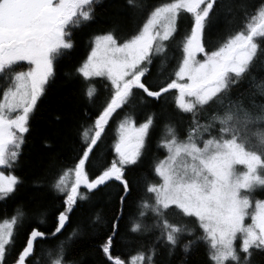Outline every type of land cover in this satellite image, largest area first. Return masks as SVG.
<instances>
[{"label":"snow or ice","instance_id":"6c2138e0","mask_svg":"<svg viewBox=\"0 0 264 264\" xmlns=\"http://www.w3.org/2000/svg\"><path fill=\"white\" fill-rule=\"evenodd\" d=\"M95 2L0 0V81L10 85L0 95V167L11 168L17 160L24 142L23 134L29 131V117L54 75L53 61L64 50L73 47L70 29L92 19ZM216 3L217 0H171L156 7L139 33L125 42L119 43L111 33L95 38V47L78 72L85 78L106 76L114 86V95L95 120L93 129L83 131L86 147L78 164L65 171L54 185L66 194V210L60 213L53 236L64 228L77 199H87L80 192L82 185L87 190H94L115 179L127 192L128 182L123 170L140 158L153 126L151 116L139 127L131 117L121 122L119 141L115 144L119 159L95 179L89 180L85 165L112 114L125 105L131 106L133 89H141L156 99L177 89V107L195 117L197 110L205 106H224L232 88L250 75L258 51L264 55V47L257 42L264 38V6L246 23L245 30L229 37L217 50L206 51L204 30ZM182 12L194 17V26L182 43L184 57L175 73L176 79L158 91H152L142 82V77L148 71L147 65L151 64L153 55L163 53L164 42L174 37ZM198 54H203L202 61L197 59ZM21 62H27L30 69L14 72ZM185 79L187 82H178ZM258 87L264 90V85ZM95 94V88L90 86L86 95L91 99ZM252 123L247 113L229 103L222 115L212 117L209 125H201L194 119V126L184 140L178 139L175 128L166 126L169 139L162 141L161 147L168 155L155 167L162 183L147 187L146 191L154 194V203L144 202L140 215L154 214L155 226L161 229L162 237L170 245H176L178 234L187 231L165 218L172 210L198 219L204 232L202 240L210 249L209 258L213 264L228 261L247 264L252 255L250 250H264V201H256L253 205L249 198L254 190L264 189V132H250ZM215 124H219L218 129H214ZM213 130L218 132V137L211 134ZM206 133L210 138L204 139ZM252 138H255V144ZM237 166H243L244 170L237 171ZM18 183L17 177L0 172V199L13 193ZM23 216V211L18 210L10 220L0 222V264H4L6 248L13 243L14 230ZM248 217L251 223L245 224ZM39 222L44 223L43 219ZM140 230V224L132 228L133 232ZM238 236L240 252L245 254L243 260L235 244ZM44 237V232L33 229L17 264H25L33 254L37 239ZM111 247L110 236L102 246L103 252L113 264H125L120 258L111 256ZM151 260L149 255L148 264ZM52 264H63V248ZM128 264H145V255L140 253L130 258Z\"/></svg>","mask_w":264,"mask_h":264},{"label":"trees","instance_id":"16d2710c","mask_svg":"<svg viewBox=\"0 0 264 264\" xmlns=\"http://www.w3.org/2000/svg\"><path fill=\"white\" fill-rule=\"evenodd\" d=\"M138 1L151 0H133L132 4L129 0H96L92 6V19L70 29L73 47L64 50L53 61L54 75L29 117V131L23 134L19 156L11 168L0 167V171L17 177L19 181L13 193L0 199V219L13 217L18 210L26 214L24 220L18 221L13 243L6 248L5 264L18 261L33 229L44 232L45 237L37 239L33 254L25 264H52L61 248L63 264H113L102 250L110 236L111 256L120 258L125 264L140 253L145 255V264H148L149 255L152 256L151 264H213L209 258L210 249L202 240L204 232L197 225V218L172 210L166 213L169 223L193 225V232L178 234L177 243L173 246L162 237L161 229L155 226L154 214L140 215L143 211L141 205L144 202L154 203V194L146 189L156 185L159 179L155 167L166 152L161 147L162 141L166 140L163 134L166 126L185 124L184 133L187 135L194 126V119L201 125L208 123L213 116L222 115L229 103L241 110L264 115V90L258 87L264 85V55L259 51L250 75L232 88L224 106H205L197 110L195 117L177 107V89L170 90L159 99L147 96L141 89H133L129 101L131 106L125 105L112 114L85 165L89 180L99 176L113 161H117V121L137 111L136 121L152 116L153 126L149 129L140 158L123 170L124 179L128 182L127 192L115 179L94 190H87L82 185L80 192L87 199H77L64 228L52 235L58 226L60 213L66 210V194L59 192L54 185L65 171L74 169L78 164L86 147L82 140L83 131L93 129L95 120L114 94V87L108 78H85L78 69L87 57L95 35L104 32L117 34L118 30H128L129 34L135 31L148 8H144L145 11L140 9ZM155 1L160 3L162 0ZM261 6H264V0H217L204 30L205 49H211L231 34L244 30ZM187 18L190 30L194 17L187 13ZM180 22L174 37L167 42L178 40L175 49L169 52L171 55L167 51L153 55L151 64L147 65L148 71L142 77V82L152 91H158L176 79L174 68L179 62L182 37L186 35ZM257 42L264 47V38ZM24 64L21 62L13 71L18 72ZM0 85L1 95L8 84L0 81ZM90 86L96 90L91 99L86 95ZM41 219L43 224L39 222ZM135 224L141 225L139 232L132 231ZM185 245H188L187 250ZM250 251L252 255L247 264H264V250Z\"/></svg>","mask_w":264,"mask_h":264},{"label":"rangeland","instance_id":"374dc122","mask_svg":"<svg viewBox=\"0 0 264 264\" xmlns=\"http://www.w3.org/2000/svg\"><path fill=\"white\" fill-rule=\"evenodd\" d=\"M157 2H158V1H157ZM157 2H156L155 0L145 1V2H143V1H138V7H139L140 9H143V10L145 11L144 8H146V7H148V8H147V12L145 11V15L143 16V17H144L143 20H142L141 22H139V24H137L138 26L136 25V29H135V31H134L133 33L129 34V31H128V30H118V31H117V34H115L114 32H104V33H99V34L95 35V36L92 38V42H91V47H90L89 53H88L87 57L85 58L83 64L88 60V58H89V56H90V54H91L93 48L95 47V43H94V41H95V38H96V37L103 36V35H105V34L111 33V34H113V35L117 38V41H118L119 43H123V42L129 40L130 38L134 37L135 35H137V34L139 33V31H140V30L142 29V27H143V24H144V23L146 22V20L148 19L150 13H151L156 7L161 6V5H163V4H166V3H169V2H171V0H162L160 3H157ZM144 3H145V4H144ZM202 7H203V5H202ZM139 14H140V11H139ZM139 14H138V16H139ZM138 16H137V17H138ZM179 20L181 21V22H180V25H181V27L183 28V32H184V34H186V35H185V36L183 35L182 40H181L180 53H179V62H178V64H177V65L175 66V68H174L175 73L179 70V67H180V65H181V63H182V60H183V57H184L183 48H182V43H183V41L185 40V38H186L188 35H190L191 30H192V28H193V26H194V21H193L190 30H188L189 20H188V18H187V13H185V12H182V13L179 15V17H178V19H177L176 27H177V25H178V23H179ZM132 30H133V29H132ZM244 30H245V29H244ZM236 33H238V32H236ZM236 33L231 34L230 36H228V38L231 37V36H234ZM228 38H226L225 40H223V41L220 42L219 44H218V43L215 44V45L213 46V48H211V49L208 48L209 50L206 49V51L211 52V51H215V50H217L219 47H221V46L223 45V43H225V42L227 41ZM217 40H218V39H217ZM167 42H168V41L164 42V52H163V53H160V54H164V53H166V51H167L168 55H171L170 53H172V51L175 49V47H176V43L178 42V40H176L174 43H171V42L167 43ZM174 44H175V46H174ZM204 47L206 48V45H204ZM169 52H170V53H169ZM160 54H158V55H160ZM154 55H155V54H154ZM197 59L202 61V60L204 59L203 54H198ZM83 64H82V65H83ZM30 67H31V66H30L27 62H25L23 68L20 69L18 72H26V71H28V70L30 69ZM105 77H106V76H105ZM106 78H107V77H106ZM109 81L111 82L110 79H109ZM178 82H180V83H184V82H187V81H186V79H185V80H180V81H178ZM111 84H112V82H111ZM9 86H10V85H8L7 87H9ZM7 87H6L4 90H6ZM113 87H114V86H113ZM4 90H3V91H4ZM3 91H2V93H1V95L3 94ZM113 95H114V94H113ZM178 97H179V90H177V95H176V100H177V101H178ZM242 112L247 113V115L249 116V118L253 121V123L250 124V126H249V130H250V132H252V133H255V132H264V115H263V116H262V115L260 116V115H258V114L256 115V114H253V113H251V112H249V111H245V110H242ZM138 113H139V111H137V112H132V116H125V117L121 118L119 121H117V124H116L117 132H116L115 144L119 141V135H120V133H119V125L121 124V122H123V121L125 120V118H127V117H131V118L135 121V124H136L137 127H139L141 124H143L144 122H146V120H141V121H136V120H135V115L138 114ZM140 114H144V112L140 111ZM151 117H152V116H151ZM211 123H212V120H210L208 123H204V124H202V125H209V124H211ZM213 127H214V129H218V128H219L218 124H215ZM173 128H175V130H176V132H177L178 139H180V140H184V139H186L187 135L184 133V132H185V129H186L185 124H181V125H178V126H173ZM163 134H164V136H166V127H165V129H164V133H163ZM211 134H212L213 136H217V137H218V132L215 131V130H213ZM208 138H210V137H209V135L206 133V134L204 135V139H208ZM165 139H169V137L166 136ZM252 143H253V144L256 143L255 138H252ZM201 146H202V145H201ZM167 155H168V152H167V150H166L164 156H163V157L157 162V164H158L160 161L164 160V159L167 157ZM118 159H119V158H118V154H117V161H118ZM157 164H156V166H157ZM243 170H244L243 166H237V171H243ZM0 172H2V171H0ZM2 173H3L5 176H13V175H11V174H7V173H4V172H2ZM157 176H158V175H157ZM158 177H159V176H158ZM161 183H162V178L159 177L158 182H157L156 185H159V184H161ZM154 185H155V184H154ZM249 198L253 201V205H255V202H256V201H264V189H260V188H258V189H256V190H254V191L250 194ZM249 211L252 212L253 209H250ZM25 215H26V214H25ZM25 215L23 216L22 220H24V219L26 218ZM28 215H29V214H28ZM29 216H30V215H29ZM11 218H12V217H10V218H3V219H0V222H3V221H5V220H10ZM22 220H21V221H22ZM249 223H251V218H250V217H248V218L245 219V224H249ZM176 225H177V224H176ZM197 225H199V223H198V219H197ZM178 226L187 229V231H185V232H187V233H192V232H193V229H192V226H193V225H192V224H187V225H185L184 223H182V224H180V225H178ZM235 244H236L237 252H238V254L241 256V260H243L245 254H243V253L240 252L241 239H240L239 236H238V238H237ZM17 262H18V261H15V262L12 263V264H17ZM228 262H232V261H228ZM4 264H5V263H4Z\"/></svg>","mask_w":264,"mask_h":264},{"label":"water","instance_id":"95a60500","mask_svg":"<svg viewBox=\"0 0 264 264\" xmlns=\"http://www.w3.org/2000/svg\"><path fill=\"white\" fill-rule=\"evenodd\" d=\"M95 179V178H94Z\"/></svg>","mask_w":264,"mask_h":264}]
</instances>
